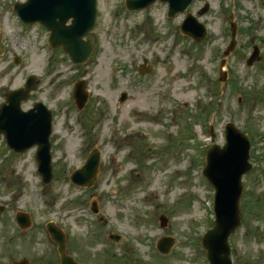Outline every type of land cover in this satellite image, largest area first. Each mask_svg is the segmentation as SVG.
Here are the masks:
<instances>
[{
    "label": "rangeland",
    "instance_id": "374dc122",
    "mask_svg": "<svg viewBox=\"0 0 264 264\" xmlns=\"http://www.w3.org/2000/svg\"><path fill=\"white\" fill-rule=\"evenodd\" d=\"M25 1L0 0V105L10 89L37 78L21 106L42 101L52 111L53 177L42 185L37 146L16 153L0 135V205L10 208L0 211V233L10 235L11 214L23 211L36 225L54 220L66 229L68 251L81 264H208L200 239L215 220L214 188L199 171L211 145L209 125L223 146L231 121L248 134L255 164L242 178V225L229 238L232 258L234 264H264V0H193L172 18L161 1L125 13V0H98L87 36L93 52L80 65L61 46L48 45L43 24L21 26L11 10ZM187 12L208 28L201 43L179 29ZM231 21L238 46L221 82ZM254 45L261 59L248 66ZM145 59L152 70L141 73ZM79 79L90 91L83 110L73 98ZM93 149L101 154L95 183L77 186L71 173ZM94 201L98 214L91 210ZM109 232L121 240L112 241ZM163 233L174 239L167 254L156 248ZM41 247L38 240L36 250Z\"/></svg>",
    "mask_w": 264,
    "mask_h": 264
},
{
    "label": "water",
    "instance_id": "95a60500",
    "mask_svg": "<svg viewBox=\"0 0 264 264\" xmlns=\"http://www.w3.org/2000/svg\"><path fill=\"white\" fill-rule=\"evenodd\" d=\"M153 1L129 0V5L138 8L147 6ZM163 1H169L172 15L179 10H184L192 0ZM16 10L25 21L39 20L45 23L52 31L50 40L53 46H63L74 62L87 61L92 52V45L84 37L89 34L95 22L96 0H28L25 3H17ZM206 10L207 7L200 13ZM70 18H72V23L67 25ZM181 28L197 42L202 41L207 34L205 25L191 14L188 15ZM236 34L237 27L233 24V39L225 51L226 55L230 54L236 45ZM259 52V47L255 45L252 55L247 60L248 65L260 59ZM150 69L151 67H147L143 71ZM224 79L225 72L221 77V80ZM35 81V77H31L25 88L16 90L7 96L8 102L0 108V134L5 135L9 146L16 151H23L37 143L40 171L45 180L49 181L52 178L51 143L49 141L52 113L43 103H37L28 111H23L20 106ZM126 97L127 94L122 93L121 101H124ZM75 98L79 108L85 106L88 94L85 91L83 80L76 83ZM226 132L227 143L223 148L216 144L209 148L205 169L206 175L217 189V220L214 228L209 230L202 239V244L207 249L213 264H232L228 238L241 223L240 204L243 190L241 177L252 167L249 163L250 142L247 134L240 131L233 123L227 125ZM98 164L99 154L94 151L86 164L73 173L72 180L78 184L91 186L96 178ZM49 228L60 245L61 264H78L72 256L65 253L66 245L62 232L52 224H49ZM172 244L173 238L165 237L159 246L163 252H168Z\"/></svg>",
    "mask_w": 264,
    "mask_h": 264
},
{
    "label": "flooded vegetation",
    "instance_id": "af4514ba",
    "mask_svg": "<svg viewBox=\"0 0 264 264\" xmlns=\"http://www.w3.org/2000/svg\"><path fill=\"white\" fill-rule=\"evenodd\" d=\"M9 210L8 205H0L2 214L5 215ZM1 221L2 227L7 225V217ZM10 221H12V224H10L12 233L8 235L5 230L0 233L1 264H60L58 244L52 242L48 246L46 243L49 235L43 227L45 225H36L30 217L28 221L21 225L12 214ZM62 229L66 236L67 248H69L66 229L63 227ZM38 240H41L42 247L36 250Z\"/></svg>",
    "mask_w": 264,
    "mask_h": 264
},
{
    "label": "bare ground",
    "instance_id": "6f19581e",
    "mask_svg": "<svg viewBox=\"0 0 264 264\" xmlns=\"http://www.w3.org/2000/svg\"><path fill=\"white\" fill-rule=\"evenodd\" d=\"M142 102H140V104H141Z\"/></svg>",
    "mask_w": 264,
    "mask_h": 264
}]
</instances>
